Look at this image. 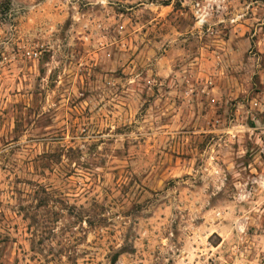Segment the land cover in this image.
<instances>
[{"label":"rangeland","instance_id":"374dc122","mask_svg":"<svg viewBox=\"0 0 264 264\" xmlns=\"http://www.w3.org/2000/svg\"><path fill=\"white\" fill-rule=\"evenodd\" d=\"M208 1L0 0V264H264V0Z\"/></svg>","mask_w":264,"mask_h":264},{"label":"built area","instance_id":"2783aa9c","mask_svg":"<svg viewBox=\"0 0 264 264\" xmlns=\"http://www.w3.org/2000/svg\"><path fill=\"white\" fill-rule=\"evenodd\" d=\"M221 1L222 0H209L206 5H203L201 7H199V2H196V4L194 5L193 14L194 18H196L197 20V23H199V25H202L206 21V16L213 8V5L219 7ZM22 54L26 59H29L31 61H37L40 56V50L37 48L25 49ZM212 102H214V99H212Z\"/></svg>","mask_w":264,"mask_h":264},{"label":"crops","instance_id":"0c3cea01","mask_svg":"<svg viewBox=\"0 0 264 264\" xmlns=\"http://www.w3.org/2000/svg\"><path fill=\"white\" fill-rule=\"evenodd\" d=\"M165 6H161L160 9H164ZM156 13L154 15H151L152 16V20H156L158 21V18L160 17V15L163 13L162 10H158V11H155ZM152 22V21H151Z\"/></svg>","mask_w":264,"mask_h":264}]
</instances>
